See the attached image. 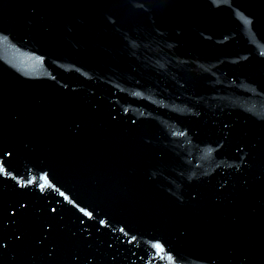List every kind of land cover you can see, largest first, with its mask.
Instances as JSON below:
<instances>
[{
    "label": "water",
    "instance_id": "1",
    "mask_svg": "<svg viewBox=\"0 0 264 264\" xmlns=\"http://www.w3.org/2000/svg\"><path fill=\"white\" fill-rule=\"evenodd\" d=\"M0 264H264V0H0Z\"/></svg>",
    "mask_w": 264,
    "mask_h": 264
}]
</instances>
